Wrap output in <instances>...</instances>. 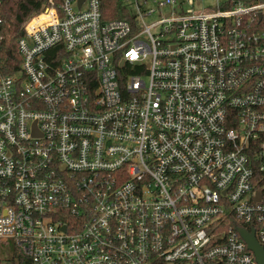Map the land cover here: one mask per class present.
<instances>
[{
  "label": "built area",
  "instance_id": "1",
  "mask_svg": "<svg viewBox=\"0 0 264 264\" xmlns=\"http://www.w3.org/2000/svg\"><path fill=\"white\" fill-rule=\"evenodd\" d=\"M122 1L130 18L48 0L0 69V243L33 264H257L237 228L264 247V0Z\"/></svg>",
  "mask_w": 264,
  "mask_h": 264
},
{
  "label": "trees",
  "instance_id": "2",
  "mask_svg": "<svg viewBox=\"0 0 264 264\" xmlns=\"http://www.w3.org/2000/svg\"><path fill=\"white\" fill-rule=\"evenodd\" d=\"M48 0H0V69L3 73H12L19 70L21 58L17 49L18 39L24 35V26L34 14L43 9ZM101 10L104 19L130 18L132 9L122 0H101ZM0 243L5 251L7 244ZM7 245V246H6ZM12 250L6 253L0 250V260L5 264H33L20 248L14 244Z\"/></svg>",
  "mask_w": 264,
  "mask_h": 264
},
{
  "label": "water",
  "instance_id": "3",
  "mask_svg": "<svg viewBox=\"0 0 264 264\" xmlns=\"http://www.w3.org/2000/svg\"><path fill=\"white\" fill-rule=\"evenodd\" d=\"M83 1V0H80ZM261 17V14H260ZM260 197V194H258ZM238 231L245 239L248 248L253 252L257 264H264V247L259 243L256 238L255 230L248 231L244 228L238 227Z\"/></svg>",
  "mask_w": 264,
  "mask_h": 264
},
{
  "label": "rangeland",
  "instance_id": "4",
  "mask_svg": "<svg viewBox=\"0 0 264 264\" xmlns=\"http://www.w3.org/2000/svg\"><path fill=\"white\" fill-rule=\"evenodd\" d=\"M164 11H166V10H164ZM157 17H152V18H150V19H148L147 20V22H152V21H154L155 19H156ZM7 244V243H6ZM15 243L12 241V239H10V245H6L7 246V250L8 251H5L3 248H1L0 247V250L1 251H3V253H4V255H3V257L5 256L6 257V253H8V252H10L9 250H12L11 248H12V246L11 245H14ZM5 245V244H4ZM5 259L4 258H1V260H0V264H5Z\"/></svg>",
  "mask_w": 264,
  "mask_h": 264
}]
</instances>
